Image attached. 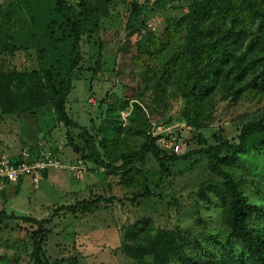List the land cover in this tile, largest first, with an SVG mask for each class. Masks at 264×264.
Returning <instances> with one entry per match:
<instances>
[{
  "label": "rangeland",
  "instance_id": "374dc122",
  "mask_svg": "<svg viewBox=\"0 0 264 264\" xmlns=\"http://www.w3.org/2000/svg\"><path fill=\"white\" fill-rule=\"evenodd\" d=\"M189 5L190 0H106L107 12L99 26L84 27L82 62L71 75L73 88L66 104L68 116L88 129L97 144L103 141L112 159L137 151L150 139L168 155L185 156L170 163L168 172H161L150 153L127 173L88 170L70 144L82 146L80 131L58 123L48 105L37 113H0V155L41 149L86 170L80 180L68 171L51 170L54 178L49 181L46 176L37 187L25 179L16 187L2 188L0 212L42 220L61 206L97 200L85 213L60 212L47 227L38 258L32 246L36 226L3 221L0 264H196L198 258L201 264L241 262V247L229 230L227 205L212 192L223 179L211 172L206 157L192 152L200 148L197 136L209 145L217 144L219 136L237 142L244 124L264 116V95L241 91L226 99L214 93L200 107H188L174 75L166 81L161 38L187 14ZM1 24L8 34L0 33L1 45L10 43L8 36L22 45L30 42L23 3L0 0ZM43 61L35 51L0 53L2 110L14 107L15 99L12 83L4 77L32 70L43 74L48 69ZM220 168L239 182L248 223L264 235V149H248ZM177 234L215 236L220 246L206 256L191 247L180 259L167 253L172 242L167 237ZM207 244L213 245L211 240ZM244 259L245 264H253L250 257Z\"/></svg>",
  "mask_w": 264,
  "mask_h": 264
},
{
  "label": "trees",
  "instance_id": "16d2710c",
  "mask_svg": "<svg viewBox=\"0 0 264 264\" xmlns=\"http://www.w3.org/2000/svg\"><path fill=\"white\" fill-rule=\"evenodd\" d=\"M18 2L23 3L28 12L30 42L22 45L8 36L10 43L0 44V53L35 51L38 59L47 61L48 69L43 74L40 70H32L5 76L4 79L12 83L14 107L0 108V113H37L48 105L58 123L80 131L82 146L71 141L70 144L74 153L80 154L84 166L107 175L132 171L148 153L162 173L168 172L170 163L185 159V156L166 154L154 139L144 141L133 153H124L112 159L103 141L97 144L88 129L68 116L66 104L73 88L71 75L82 62L80 41L84 27L99 26L107 12L106 0H77L76 4L68 0ZM0 33L8 35L2 24ZM161 41L165 42L162 50H166L162 58L165 61L163 76L169 81V77L174 75L173 79L187 99L188 107L193 104L200 107L214 93L223 94L226 99L241 91L264 95V0H190L187 14L171 24ZM196 140L200 148L192 155L206 157L211 172L223 179L222 186L214 185L212 192L227 205L230 234L242 250L241 262L237 264H245L244 256L250 257L253 264H264V235L258 234L248 223V207L239 182L220 168L222 162L234 161L248 149H264V116L244 124L237 142L220 136L215 145L207 144L201 136H197ZM96 201L82 200L72 206H61L42 220L7 215L2 211L0 223L21 220L36 226L32 232V246L34 256L38 258L41 245L49 233L47 227L60 212L85 213L96 206ZM170 240L167 253L177 254L180 259L191 252V247L204 255H211L220 246L217 237L211 235L198 238L177 234L167 237L166 241ZM209 240L212 247L207 244ZM178 261L175 260L176 263ZM201 263L198 258L196 264ZM215 263L220 264L221 260Z\"/></svg>",
  "mask_w": 264,
  "mask_h": 264
},
{
  "label": "built area",
  "instance_id": "2783aa9c",
  "mask_svg": "<svg viewBox=\"0 0 264 264\" xmlns=\"http://www.w3.org/2000/svg\"><path fill=\"white\" fill-rule=\"evenodd\" d=\"M148 28L153 24L148 23ZM179 147L176 146L175 149ZM51 170L68 171L77 180L83 178L86 170L83 165L64 164L59 159V154L41 149H23L16 158L0 155V189L16 187L25 179L37 187L42 175Z\"/></svg>",
  "mask_w": 264,
  "mask_h": 264
},
{
  "label": "crops",
  "instance_id": "0c3cea01",
  "mask_svg": "<svg viewBox=\"0 0 264 264\" xmlns=\"http://www.w3.org/2000/svg\"><path fill=\"white\" fill-rule=\"evenodd\" d=\"M17 154H18V153L11 154V158H16ZM46 176H47V180H49V181L52 180V179L54 178V177L52 176V172H51V171L47 172L45 175L43 174V175H42V180L45 179ZM22 183H23V182H22ZM22 183H21V184H22Z\"/></svg>",
  "mask_w": 264,
  "mask_h": 264
}]
</instances>
